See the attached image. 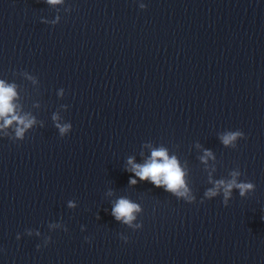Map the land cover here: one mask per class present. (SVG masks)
Segmentation results:
<instances>
[{"label": "water", "instance_id": "water-1", "mask_svg": "<svg viewBox=\"0 0 264 264\" xmlns=\"http://www.w3.org/2000/svg\"><path fill=\"white\" fill-rule=\"evenodd\" d=\"M0 80L34 120L0 127V264H264V0H0ZM160 148L191 202L132 171Z\"/></svg>", "mask_w": 264, "mask_h": 264}, {"label": "clouds", "instance_id": "clouds-1", "mask_svg": "<svg viewBox=\"0 0 264 264\" xmlns=\"http://www.w3.org/2000/svg\"><path fill=\"white\" fill-rule=\"evenodd\" d=\"M49 4H58L61 3L62 0H47ZM141 9L145 8L146 5L141 3L139 5ZM15 95L14 86L13 85H5V83L0 80V117H6L7 114L13 113V105L11 100ZM53 119H57V117H53ZM17 121L18 124L23 125V127H17L15 129V136L17 138L23 139L25 129L29 128L33 123V119H28L26 117H18L16 115L11 116V118H6L4 120V125H0V127H4L7 125H11L13 121ZM56 127L59 128L61 137H63L66 133L71 130V123H65L63 125L57 123ZM244 138V133L241 130L227 132L221 136V140L224 145H232L236 147L235 141L237 138ZM205 155H210V153L206 152ZM156 158H160L158 161ZM204 159V157H201ZM129 163H132L131 158L129 159ZM132 171L135 172V175L138 176L141 180L149 179L151 183L156 187L164 186L165 191H169L176 195L177 197L183 196L187 201H192L194 198L189 194V189L185 186V182L183 179L184 173L181 171V168L178 166L177 160L175 157L169 158L166 154V150L163 148L153 150L151 153V158L148 162L143 165L133 164ZM240 175L239 172H234L232 174L233 178L228 180L227 182L224 180H220L216 182V186L208 189L205 192L206 197H214L217 195V189L222 185L223 186V200L222 203L226 206L229 201V197L232 196V189L236 188L239 190V195L244 197L246 194L251 193L255 189L254 183L250 181H240L237 182L235 179L236 176ZM129 183L135 184L136 180L133 178H129ZM182 189V190H181ZM71 205V202H70ZM141 208L138 204L131 202L126 198H119L115 205L112 207V215L116 220L120 221L123 218V223L128 225L132 229H138L142 225L138 222L133 224V221L136 220V213L140 212ZM264 219V217H262ZM65 230H67L65 228ZM28 235H32V231L29 229L25 230ZM37 235L39 233L37 232ZM20 238V234L17 233V239ZM120 238L127 241V237L123 234H120ZM89 238L85 237L87 241ZM50 237L44 238V244L47 245ZM41 245H37L39 248Z\"/></svg>", "mask_w": 264, "mask_h": 264}]
</instances>
